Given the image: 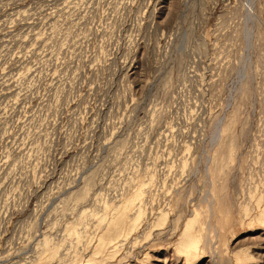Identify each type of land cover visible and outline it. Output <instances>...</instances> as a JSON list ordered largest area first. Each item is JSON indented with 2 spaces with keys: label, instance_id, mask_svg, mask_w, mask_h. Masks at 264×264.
I'll return each mask as SVG.
<instances>
[{
  "label": "rangeland",
  "instance_id": "1",
  "mask_svg": "<svg viewBox=\"0 0 264 264\" xmlns=\"http://www.w3.org/2000/svg\"><path fill=\"white\" fill-rule=\"evenodd\" d=\"M263 219L264 0H0V264H264Z\"/></svg>",
  "mask_w": 264,
  "mask_h": 264
},
{
  "label": "bare ground",
  "instance_id": "2",
  "mask_svg": "<svg viewBox=\"0 0 264 264\" xmlns=\"http://www.w3.org/2000/svg\"><path fill=\"white\" fill-rule=\"evenodd\" d=\"M144 191L145 190H143V188H140L139 192H137L133 198L129 199L126 202V204H124L125 206L122 207L120 212L117 213L116 215L114 214L115 216L112 217V219L113 218L115 219V223H113V226H114L115 230H119L120 229L119 221H123L124 223L129 221L130 222V226H132V228L136 227L142 221L143 215H144V212L142 210V206H140L137 214L134 212L136 214V217H134V218L130 217V216H132V214H129V212L136 206L137 202H139V201L141 202L143 200V196L145 194ZM133 216H135V215H133ZM195 217L197 218L198 216L196 215ZM160 219H161V220H159V222L161 221L160 223H162V221L165 222V220H164L165 217L164 216H161ZM166 219H167V217H166ZM198 223H199V220L192 219V220L188 221V223L186 224L185 229H184V235H182L183 237L181 238V241H180V243L178 245L179 246L178 247V252L179 253L184 254V255L185 254L186 255H193V254H196L199 251V242H198V240H195L194 238H192L193 229L196 227V225H199ZM185 240H186V242L184 243ZM45 244L46 245L48 244V240L45 241Z\"/></svg>",
  "mask_w": 264,
  "mask_h": 264
}]
</instances>
